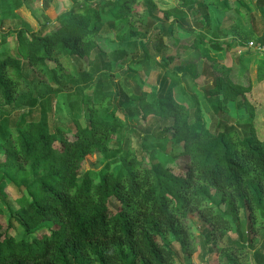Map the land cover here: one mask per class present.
Listing matches in <instances>:
<instances>
[{
  "label": "trees",
  "instance_id": "1",
  "mask_svg": "<svg viewBox=\"0 0 264 264\" xmlns=\"http://www.w3.org/2000/svg\"><path fill=\"white\" fill-rule=\"evenodd\" d=\"M180 1L163 12L174 18L157 33L142 25L153 16L154 0H99L87 8L76 4L53 23L43 16L36 32H13L14 53L0 50V264H191V216L207 226L210 252L227 239L217 250L227 264H264V236L258 237L264 228V134L253 125L255 88L232 78L233 65L213 64L215 78L201 91L218 98L211 104L218 112L227 115L228 105L236 103L250 117L242 128L223 118L208 128L194 96L192 106L175 99L180 76L169 70L185 52L214 62L218 53L244 43L232 39L222 48L214 34L218 24L212 40L202 33L212 25L210 6L225 13L228 0ZM254 4L264 10V0ZM138 6L144 15L137 16ZM256 17L250 15L251 23ZM178 30L185 39L176 37ZM126 31L131 38L119 41ZM103 32L117 43L112 62L129 58L131 69L153 65L163 71L155 95L124 91L111 72L98 68L91 94L77 104L84 116L69 125L56 119L49 124L43 102L38 107L35 100L21 114L7 110L24 81H45L52 71L48 63L63 78L61 60L88 62L94 51L102 55L97 39ZM252 34L264 42V33ZM258 54L256 78L264 82V52ZM242 59L237 55L236 64ZM190 69L196 73L195 64L180 71ZM131 102L140 118L153 119L152 131L130 130L118 116ZM121 130L133 133L136 143L124 135L110 146ZM169 141L174 147L165 152ZM95 156L103 162L86 168Z\"/></svg>",
  "mask_w": 264,
  "mask_h": 264
},
{
  "label": "rangeland",
  "instance_id": "2",
  "mask_svg": "<svg viewBox=\"0 0 264 264\" xmlns=\"http://www.w3.org/2000/svg\"><path fill=\"white\" fill-rule=\"evenodd\" d=\"M99 0H48L45 4L44 0H0V19L3 20V25L0 27V50L7 48L11 53H14V38L13 32L24 29L31 32H36L41 26L45 24L46 16L50 23L62 14L69 12L76 4H80L87 8L90 4H95ZM180 0H154L156 6L153 16L151 18L144 17L143 26L151 29V33L160 31V26L163 24L165 27L169 25L174 16L167 19L163 12L170 11L179 6ZM255 0H228V5L231 7L230 11L222 13L214 6H210L209 15L211 19V27L204 30L202 33L206 40H212L213 31L219 25L218 30L214 32L220 37L222 43L220 46L225 48V44L235 39L244 43L243 48H236L232 45L231 50L227 52H220L216 56L214 62H209L208 59L198 56L196 52H185L181 57L173 60L169 66L170 73L174 71L180 76V84L174 90L175 99L179 102L191 105L189 97L194 96L199 103L200 109L205 117L208 128H213L218 120L221 118L228 121L229 124L235 125L237 128L246 126L245 122L249 119L250 114L244 108L237 107L236 103L228 105L227 115L218 112L211 104L218 100L217 97H206L201 91L202 88L211 84L215 78L216 72L213 64L232 66V78L244 84H250L254 87L251 106L254 112L253 125L257 127L260 136L264 134V82H259L256 78V59L259 51L256 47H264V42L259 43L253 34L261 36L264 33V15L263 9L255 7ZM2 9V12H1ZM137 16L144 15L141 7H136ZM255 14L257 17L254 23H251L250 15ZM260 17H259V16ZM139 24V23H138ZM249 32V33H248ZM252 34V35H251ZM186 34L180 30L176 32V37L183 40ZM150 34L145 35L144 42L148 41ZM131 38L129 33L121 35L120 40H128ZM237 39V40H236ZM242 39V40H241ZM245 39V40H244ZM249 42L252 46L249 47ZM152 43V41H151ZM261 45H259V44ZM117 43L114 42V35L103 32V35L97 39V46L102 50V55L94 51L90 56V61L81 58L71 57L68 60H61L60 67L64 73L63 78L54 76L58 71L53 67L52 63H48V67L52 71L45 74V81L34 85L30 83L29 79L24 81L22 86L17 92L15 103L7 108L8 111L13 112L15 115L27 111L32 106L30 103L35 100L38 107L43 102L46 108L49 124L53 119L60 121L64 125H69L73 122L74 118H82L84 116L83 110L78 107L79 103L84 97V94H91L90 87L96 79L95 72L98 68L107 69L113 74V78L117 81L122 90H141L147 93L150 97L156 94L159 79L163 75V71L156 69L153 65L148 68L141 69L139 67H130V59L125 58L123 61L116 62L112 59L115 56L114 50ZM210 47V46H209ZM211 54L214 51L209 48ZM175 53V51H174ZM173 53V55H174ZM112 55V57H110ZM243 57L241 65L236 64V56ZM156 60H160L161 56L156 55ZM193 61L195 63H193ZM190 64L196 65L195 74L191 72L184 73L180 69L188 67ZM240 69V71H239ZM131 70V71H130ZM126 79V81H125ZM127 82V84L125 83ZM239 101H242L239 98ZM78 104V105H77ZM192 106V105H191ZM135 103L131 102L125 106V109L118 112V116L126 123L130 130L138 133L152 131L155 128V122L151 125L153 119L148 118L143 120L138 116V111ZM34 118L39 117L38 111L33 112ZM163 134V133H162ZM126 135L130 143L135 144L136 139L133 133L126 130H121L117 134L110 146L121 142L122 136ZM156 136L159 134L156 133ZM168 136V135H166ZM155 142L149 141V147L155 146ZM173 144L169 141L164 147L165 152H169L173 148ZM177 148H179L177 146ZM103 161L100 157H92L87 160L86 168H97ZM220 194L216 193L211 200L214 205L218 203ZM193 223V232L196 237V249L191 257V264H227L226 261L218 257L217 250L227 244V239L224 240L213 248L210 252L209 243L204 242L207 226L199 218L191 216ZM264 236V228H261L258 237ZM20 237V234H18ZM172 243V239L168 240ZM174 250L179 251L178 246H174ZM253 252V251H252ZM246 259V258H245ZM244 259V260H245ZM243 259L242 261L245 262ZM251 264H256L251 259Z\"/></svg>",
  "mask_w": 264,
  "mask_h": 264
},
{
  "label": "built area",
  "instance_id": "3",
  "mask_svg": "<svg viewBox=\"0 0 264 264\" xmlns=\"http://www.w3.org/2000/svg\"><path fill=\"white\" fill-rule=\"evenodd\" d=\"M248 45H249V47H251V46H252V43L249 42ZM256 48H257L259 51H262V49H264V47H256Z\"/></svg>",
  "mask_w": 264,
  "mask_h": 264
},
{
  "label": "crops",
  "instance_id": "4",
  "mask_svg": "<svg viewBox=\"0 0 264 264\" xmlns=\"http://www.w3.org/2000/svg\"><path fill=\"white\" fill-rule=\"evenodd\" d=\"M254 36H255V37H258L259 35H258V34H255ZM255 39H256V38H255ZM256 69H257V68H256Z\"/></svg>",
  "mask_w": 264,
  "mask_h": 264
}]
</instances>
